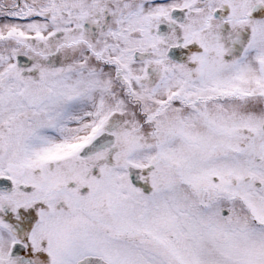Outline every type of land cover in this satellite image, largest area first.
<instances>
[{"label":"snow or ice","instance_id":"1","mask_svg":"<svg viewBox=\"0 0 264 264\" xmlns=\"http://www.w3.org/2000/svg\"><path fill=\"white\" fill-rule=\"evenodd\" d=\"M0 264H264V0H0Z\"/></svg>","mask_w":264,"mask_h":264}]
</instances>
